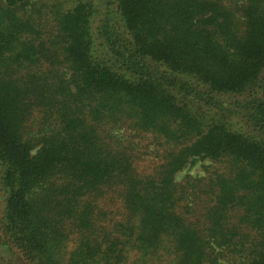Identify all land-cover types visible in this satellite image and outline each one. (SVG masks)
I'll use <instances>...</instances> for the list:
<instances>
[{
  "label": "trees",
  "instance_id": "1",
  "mask_svg": "<svg viewBox=\"0 0 264 264\" xmlns=\"http://www.w3.org/2000/svg\"><path fill=\"white\" fill-rule=\"evenodd\" d=\"M132 254L264 264V0H0V264Z\"/></svg>",
  "mask_w": 264,
  "mask_h": 264
},
{
  "label": "rangeland",
  "instance_id": "2",
  "mask_svg": "<svg viewBox=\"0 0 264 264\" xmlns=\"http://www.w3.org/2000/svg\"><path fill=\"white\" fill-rule=\"evenodd\" d=\"M217 99H220L225 105L234 101L236 96L229 94H214ZM238 97V96H237ZM213 165V161L209 158H196L192 160L187 166L178 171L176 174V181L183 182L188 177H203L207 174L209 167ZM136 259V254H132L128 264H132ZM167 261L166 255H162L160 258H155L147 264H165Z\"/></svg>",
  "mask_w": 264,
  "mask_h": 264
}]
</instances>
